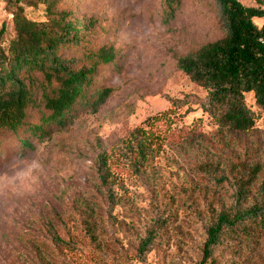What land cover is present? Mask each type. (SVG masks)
I'll use <instances>...</instances> for the list:
<instances>
[{
    "label": "rangeland",
    "instance_id": "rangeland-1",
    "mask_svg": "<svg viewBox=\"0 0 264 264\" xmlns=\"http://www.w3.org/2000/svg\"><path fill=\"white\" fill-rule=\"evenodd\" d=\"M168 1L59 0L52 8L22 3L34 22L65 12L70 20L93 24L80 33L81 47L63 51L76 67L88 66V50L106 47L117 52L118 68L102 66L94 75L97 87L113 91L98 112L78 109L72 124L53 127L41 142L25 132L0 135V264H141L137 244L159 216L166 226L145 264H199L207 207L225 203L228 192L208 182L198 166L213 164L222 176L245 162L260 168L258 180L264 175V119L253 132L234 134L198 106L173 105L206 95L178 61L222 32L211 0H182L172 18L166 17ZM238 1L264 9V0ZM4 24L7 42L15 32L0 0V30ZM246 102L254 108L251 96ZM42 112L33 108L28 123H37ZM101 158L106 187L98 175ZM85 220L94 224L93 240ZM54 235L66 245L56 244ZM207 264H264V232L231 240Z\"/></svg>",
    "mask_w": 264,
    "mask_h": 264
},
{
    "label": "trees",
    "instance_id": "trees-1",
    "mask_svg": "<svg viewBox=\"0 0 264 264\" xmlns=\"http://www.w3.org/2000/svg\"><path fill=\"white\" fill-rule=\"evenodd\" d=\"M12 16L15 35L4 41L6 25L0 30V135L15 137L21 132L41 142L51 130H63L73 123L78 109L93 112L105 105L113 91L99 88L94 75L102 66L117 69V52L103 47L88 50V66L76 67L75 59H67L66 47L82 46L80 33H87L93 24L70 20L65 12L52 14L45 22L26 18L22 3L47 5L59 0H1ZM182 0L167 2V18H172ZM222 36L197 52L178 61L179 70L191 83L205 91L204 97L187 96L173 102L177 108L198 106L221 130L248 134L264 119V9L248 8L238 0H211ZM260 2L259 0H256ZM251 96L254 108L246 99ZM41 106L38 122L29 124L30 111ZM22 146L30 147L21 139ZM145 146L139 155L145 156ZM31 149V147H30ZM104 159H100L98 175L106 187ZM200 174L211 184L227 189L225 203L207 207L205 239L199 264L213 260L218 248L226 247L239 237L257 239L264 232V175L260 168L245 162L231 166L227 175L219 176V167L210 163L198 166ZM258 182V184H257ZM105 199L112 205L114 196L105 190ZM85 234L94 239V224L84 221ZM166 220L159 216L145 228L138 242L135 257L145 264L146 257L157 243ZM53 241L66 245L57 235Z\"/></svg>",
    "mask_w": 264,
    "mask_h": 264
}]
</instances>
